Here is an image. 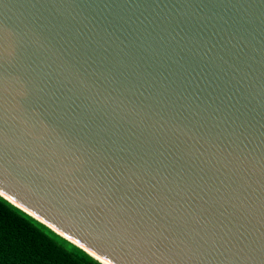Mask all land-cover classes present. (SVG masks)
<instances>
[{"label": "water", "instance_id": "1", "mask_svg": "<svg viewBox=\"0 0 264 264\" xmlns=\"http://www.w3.org/2000/svg\"><path fill=\"white\" fill-rule=\"evenodd\" d=\"M0 203L100 264H264V0H0Z\"/></svg>", "mask_w": 264, "mask_h": 264}, {"label": "trees", "instance_id": "2", "mask_svg": "<svg viewBox=\"0 0 264 264\" xmlns=\"http://www.w3.org/2000/svg\"><path fill=\"white\" fill-rule=\"evenodd\" d=\"M0 264H99L0 203Z\"/></svg>", "mask_w": 264, "mask_h": 264}, {"label": "clouds", "instance_id": "3", "mask_svg": "<svg viewBox=\"0 0 264 264\" xmlns=\"http://www.w3.org/2000/svg\"><path fill=\"white\" fill-rule=\"evenodd\" d=\"M16 207H18V206H16ZM22 211H24V212H26V210H23V209H21ZM27 213V212H26ZM29 215H31L32 217H34L36 220H38V221H40L41 223H43V224H45L43 221H41L40 220V218L38 217V216H35V215H33V214H31V213H28ZM47 226V225H46ZM48 227V226H47ZM50 228V227H49Z\"/></svg>", "mask_w": 264, "mask_h": 264}, {"label": "bare ground", "instance_id": "4", "mask_svg": "<svg viewBox=\"0 0 264 264\" xmlns=\"http://www.w3.org/2000/svg\"><path fill=\"white\" fill-rule=\"evenodd\" d=\"M95 261V260H94ZM97 262V261H96ZM98 263V262H97ZM100 264V263H99Z\"/></svg>", "mask_w": 264, "mask_h": 264}]
</instances>
